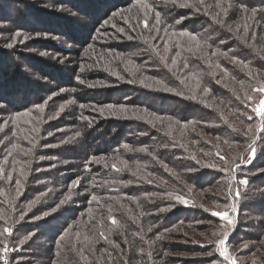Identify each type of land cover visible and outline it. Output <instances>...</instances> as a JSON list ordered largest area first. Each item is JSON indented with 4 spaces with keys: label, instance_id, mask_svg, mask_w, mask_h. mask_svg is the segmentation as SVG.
<instances>
[{
    "label": "trees",
    "instance_id": "obj_1",
    "mask_svg": "<svg viewBox=\"0 0 264 264\" xmlns=\"http://www.w3.org/2000/svg\"><path fill=\"white\" fill-rule=\"evenodd\" d=\"M70 2L89 24L45 22L48 83L0 51V264H228L224 231L264 264V0Z\"/></svg>",
    "mask_w": 264,
    "mask_h": 264
},
{
    "label": "rangeland",
    "instance_id": "obj_2",
    "mask_svg": "<svg viewBox=\"0 0 264 264\" xmlns=\"http://www.w3.org/2000/svg\"><path fill=\"white\" fill-rule=\"evenodd\" d=\"M40 1L39 0H0V51L9 50L12 53L13 58L15 59L16 63L19 64L20 67L24 70V72L27 73V78L30 80V83L32 86H37V83H42V84L48 83V81H46V79H44L41 75L36 74L37 71H35L34 63L40 62V60H45V62H42V63L46 65V63H48L47 61L49 60L51 64H54V65H57V63L59 64V61L58 62L54 61V63L52 62L53 59H56L57 56L53 53L50 54L47 51L48 49L46 50L45 48L42 47L43 44H45L43 40H46L49 38V35H46L45 32L41 30V29H44L43 25L47 24L45 22L48 21V23H50L51 25L52 23H54L55 25H59V24L68 23L70 21H73V23H76L75 26H78V25L86 26L89 24L88 23L89 20L87 18H85L82 14L79 15L72 10V2H70V0H65V2L67 3L66 8H65L66 10L64 9V6L59 8L58 4H54L53 2L54 0H40ZM27 2H30V5L28 6H30L31 8H39L37 14L39 13L38 16H41L42 25L41 24L37 25L36 21L32 18V16H30V14L26 18V22L27 24H29V26H34L38 30L42 31L40 33L38 32V30L36 31L32 30L31 32L30 30H28L29 32H24L23 30L20 31L17 29L16 30L12 29L15 26L19 25L16 22H20V23L22 22V25H23L25 18L24 17L22 18V16L19 15L18 9L22 11H26L25 4ZM57 15H60V16L57 17ZM12 31H13V37L11 34L10 36L8 35ZM16 32H19L20 36H15ZM74 32L78 33V30H75ZM11 37L12 39L13 38L15 39V43L11 42L12 41ZM25 37H27V39H25ZM9 38H10V41H9ZM9 43H11L13 46L8 47L7 45ZM66 45L68 46V48L66 49L68 51L70 50L75 51L76 49L80 50L77 46L73 44L66 43ZM62 64L68 65V68H69V63L65 62V64L64 63ZM47 66H49V64H47ZM61 69L63 71L65 67H61ZM50 86H51L50 90L54 94L59 89V87L55 84H50ZM46 99H48V97ZM52 100L53 99H49L48 102L52 103L53 102ZM256 107H259V103L256 104L255 108ZM227 214L229 216V212ZM230 217L231 216H229V218ZM244 245H247L248 247L254 245L252 246V248L255 247V244H252L251 242H244ZM244 245L236 246V248L231 251L228 248L227 244L226 246H223V248L226 247L227 253L230 256H233L236 258V264H255V261L253 260L254 258H257L258 256L256 257L254 255L253 256H243V257L239 256L242 253L241 251ZM194 262L196 261H193L192 264H194ZM200 264H205V263H200Z\"/></svg>",
    "mask_w": 264,
    "mask_h": 264
},
{
    "label": "snow or ice",
    "instance_id": "obj_3",
    "mask_svg": "<svg viewBox=\"0 0 264 264\" xmlns=\"http://www.w3.org/2000/svg\"><path fill=\"white\" fill-rule=\"evenodd\" d=\"M173 2H175V0H173ZM181 6H190V5L185 4V5H181ZM157 22H159V14H158V13H157ZM216 22L219 23V24H223V23H224L222 20H218V21H216ZM230 30H231V29H230ZM119 31L123 32V29H120ZM182 35H188L189 38H190L191 40L196 41V43H197L198 46H200L202 43H206V41H203V42H202L201 40H199V39L195 36V34H190V33H186V32H185V33H182ZM15 36H20V33H19V32H16V33H15ZM25 39H27V37H25ZM128 39H129V40H132V39H134V37H132V36L129 35V36H128ZM253 39H254V37H253ZM7 46H8V47H12L13 45H12L11 43H9ZM165 51H168V50L165 49ZM189 51H191V49H189ZM176 55H179V53H176ZM225 55H226V53H225ZM160 58H161V60H165V59H166L164 56H161ZM233 59L235 60L236 58L233 57ZM171 63H172L173 65H176V64H177V61H176L175 59H172ZM242 63H243V62H242ZM244 66L247 67V64L245 63ZM184 67L187 68V67H188V64L185 63V64H184ZM81 83H83V81H81ZM90 86H91V85H90ZM168 90H171V89H168ZM259 90L262 91V92H264V88L259 89ZM61 110H63V109H61ZM40 111H43V108H41ZM252 111L255 112L256 115L261 116V117H264V98L260 99V101H259V107L253 108ZM248 119L251 120V119H252V116L249 115V116H248ZM4 124L6 125V124H7V121H5ZM3 130H4L3 127H0V132H2ZM249 131H251V129H249ZM125 147H127V146H125ZM141 150H143V149H141ZM254 152H255V150L252 149V152L250 153V156H254ZM221 159H223V157H221ZM114 167H115V166H114ZM0 174H2V170H0ZM7 178H8L9 180H11V176H9V177H7ZM76 183H78V182H76ZM241 183H242L243 185L246 186V185H247V180H243V181H241ZM17 184H19V181H17ZM240 196H241V194H240L239 190H236V192H235V198H236V199H239ZM92 199H93V200H96L97 198H96L95 196H93ZM178 199H181V198L178 197ZM184 202L187 203V201H184ZM61 203H63V201H61ZM205 210L208 211L209 209H205ZM234 210H235V209H234ZM211 214H212L213 216H219L222 220H227L229 225H233V226H234V221H233L232 219L229 218V216H228L227 213H224V212H218V211H212ZM110 220H111V223H112L113 225L117 224V220H116L115 218L110 217ZM4 232H5V233H8L9 235L11 234V230H10L9 228H4ZM100 235H101V236H104V233L101 232ZM214 235H216V233H214ZM228 235H229V233H228L227 231H224V233H223V238H221L220 240L217 241V248H218V250L220 251V255L224 258L225 261L228 262V264H236V258L233 257V256H230V255L227 253L226 247H225V248H221V247H220V246H222V245H223V246H226ZM61 239H63V236H61ZM105 239H106V237H105ZM244 247H247V245H244ZM6 250H7V249L5 248V251H6ZM212 254H213L212 252H209V253H208V255H210V256H211ZM4 264H8V260H7L6 257L4 258ZM213 264H216V262L214 261Z\"/></svg>",
    "mask_w": 264,
    "mask_h": 264
}]
</instances>
